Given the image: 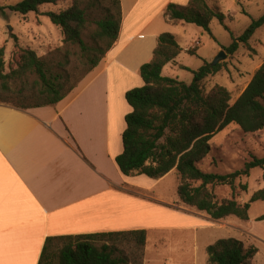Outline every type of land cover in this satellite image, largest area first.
I'll return each instance as SVG.
<instances>
[{
    "label": "trees",
    "instance_id": "trees-1",
    "mask_svg": "<svg viewBox=\"0 0 264 264\" xmlns=\"http://www.w3.org/2000/svg\"><path fill=\"white\" fill-rule=\"evenodd\" d=\"M63 1L24 0L13 7L0 6V15L6 16L7 10L23 17L40 14L43 6H56ZM217 2L189 0L184 7L170 4L164 17L169 24L195 25L211 33L214 20L221 25L226 21ZM95 11L103 18L94 22L96 30L88 32ZM42 15L61 30L63 45L39 57L34 50L19 46L14 36L17 54L10 66L5 61V48L0 47V104L20 110L59 104L99 66L116 43L123 19L121 0H73L66 10ZM263 26L264 15L254 20L243 36L233 37L231 46L224 50L234 55L240 45L249 47V41ZM197 50L195 47L187 53L196 56ZM181 52L172 34H162L152 60L141 67L144 85L126 94L132 112L125 118L123 152L116 164L127 177L160 180L176 171L177 193L183 204L213 220L235 217L248 221L252 204L264 202V190L241 204L234 198L219 201L214 188L229 187L233 194L237 188L247 192L248 185L237 186V181L248 177L255 168L264 169V157L252 156L244 169L226 175L205 173L199 164L211 153L212 138L227 127L236 125L245 134L264 130V63L232 103L226 88L215 86L207 92L203 85L207 78L221 72L220 64L212 67L204 62L192 72L189 85L165 76L163 69L176 63ZM258 220H264V215ZM146 243L145 230L51 237L45 242L38 264H144ZM206 253L207 264H254L258 249L227 238L208 246Z\"/></svg>",
    "mask_w": 264,
    "mask_h": 264
},
{
    "label": "crops",
    "instance_id": "crops-1",
    "mask_svg": "<svg viewBox=\"0 0 264 264\" xmlns=\"http://www.w3.org/2000/svg\"><path fill=\"white\" fill-rule=\"evenodd\" d=\"M188 2L121 0L116 43L69 96L31 110L0 105V264H38L51 237L140 230L147 232L144 264L152 235L168 230L185 234L183 242L190 244L180 264L207 262L206 249L220 240L218 233L255 246L254 264H264V220H258L264 214L254 217L250 210L248 221L229 217L215 230L165 205L161 185L170 174L160 180L127 177L116 164L132 112L126 94L144 85L140 69L165 30L177 41L172 29H189L164 17L170 4ZM178 59L163 72L178 66ZM166 216L175 221L165 225Z\"/></svg>",
    "mask_w": 264,
    "mask_h": 264
},
{
    "label": "rangeland",
    "instance_id": "rangeland-1",
    "mask_svg": "<svg viewBox=\"0 0 264 264\" xmlns=\"http://www.w3.org/2000/svg\"><path fill=\"white\" fill-rule=\"evenodd\" d=\"M23 1L0 0V6L13 7ZM72 2L73 0H64L56 6L45 5L40 9V14L31 13L25 17L10 10L6 11V16L0 15V47H4L6 50L5 61L7 66L13 64L14 55L17 54L14 36L18 38L19 46L34 50L39 57H45L61 47L63 45L61 30L42 14L66 10L71 7ZM217 4L226 15V21L224 25H221L217 20H214L211 24V33L205 32L195 25H188L189 29L184 31L181 28L172 29L173 32L179 33L177 42L182 52L178 59L179 65L164 70L163 74L189 85L193 81L192 72L198 71L204 62L211 65L221 52H225L227 58L220 63L222 65L221 72L207 78L203 85L207 92L215 86L226 88L231 94L232 103H234L264 63V26L257 30L251 38L249 47L240 45L239 50L234 55H229L224 49L231 46L233 37L243 36L252 22L264 15V0H218ZM102 18L103 15L95 11L92 14V25L88 32L96 30L94 22ZM165 31L169 33L168 30ZM193 46L199 47L196 56L187 53L189 49H193ZM180 66H184L190 71H186ZM211 144V153L199 164V168L208 174H230L244 169L245 164L252 160V156L264 157V130L256 134H245L236 125H231L217 133L212 138ZM239 184H247L248 191L243 192L237 188L233 194L229 187L216 186L214 193L217 199L222 201L234 198L241 204L249 202L255 192L264 190V169L255 168L251 170L248 177H242L237 181V186ZM161 186L165 190V199L168 200L166 202L168 204L165 205L195 216L202 225H214L215 230H218L229 220L226 218L225 221H214L206 213L183 204L177 193L179 178L176 171L167 176ZM251 214L254 217L264 214V202L252 204ZM170 218L164 217V223H168L165 225H171L169 223L175 221V219ZM226 235L218 233L216 237L224 239L227 238ZM182 236L186 235H179L177 232H169V230L152 235L149 245L150 252L147 254L149 264H170L169 261L171 260H175L176 264L184 262L186 258L184 261L181 260H183L184 252L189 249L190 244L184 243ZM161 237H163L162 245L158 242ZM205 240L203 239L202 242ZM199 264H207V262L202 261Z\"/></svg>",
    "mask_w": 264,
    "mask_h": 264
},
{
    "label": "water",
    "instance_id": "water-1",
    "mask_svg": "<svg viewBox=\"0 0 264 264\" xmlns=\"http://www.w3.org/2000/svg\"><path fill=\"white\" fill-rule=\"evenodd\" d=\"M227 58V55L225 52H221L218 57L214 60V62L211 64L212 67L217 66L220 64L222 61H224Z\"/></svg>",
    "mask_w": 264,
    "mask_h": 264
}]
</instances>
